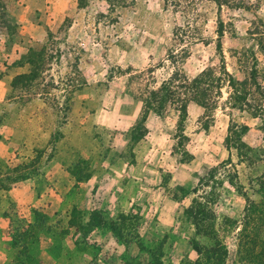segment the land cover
<instances>
[{"label":"rangeland","instance_id":"374dc122","mask_svg":"<svg viewBox=\"0 0 264 264\" xmlns=\"http://www.w3.org/2000/svg\"><path fill=\"white\" fill-rule=\"evenodd\" d=\"M173 1L0 0V154L42 194L0 203V264H248L264 246L244 213L264 172V0ZM173 72L172 102L144 111ZM201 72L206 108L187 101Z\"/></svg>","mask_w":264,"mask_h":264},{"label":"trees","instance_id":"16d2710c","mask_svg":"<svg viewBox=\"0 0 264 264\" xmlns=\"http://www.w3.org/2000/svg\"><path fill=\"white\" fill-rule=\"evenodd\" d=\"M162 1L164 4L169 3L172 5L174 2L173 0L169 2L168 0H162ZM212 1L216 5H221L226 2L224 0H212ZM187 4L188 2L186 3V5ZM218 36H220V34ZM178 78H180L179 74L177 72H173L167 81L161 83L158 90L150 91L148 93L149 94L148 98L144 100V105H143V109H145L144 111H148V110L154 111L152 107L154 106V104H156V106H159L167 102H172L175 91L171 88H174L172 84L174 81L176 82ZM213 81L218 82L219 79L216 77L215 79H213ZM185 82H187L186 79ZM211 83L212 80H210V78L208 77L207 72H201L198 76L189 80L187 84L189 89L188 95L190 98L187 101L189 100L193 101L197 103L199 106L206 108L207 106L205 105V102L208 103L206 100L209 96V92H208L209 90H207V88H205L203 85L205 84L206 87L214 88V86H212ZM215 88L217 89V93H218V85ZM144 111L142 112L140 117L141 124H143L146 118V112ZM179 111L180 113L184 114V106L181 105L179 107ZM255 182L258 185L257 193L260 197V200L257 203H254L253 201L247 199L246 200L247 204L244 209V213L245 216L250 215L248 219H252L254 215H256V221H258L263 226L264 225V172L260 175L259 178H255ZM197 207H200V204H198ZM190 211L191 208L186 209V212H190ZM198 212L202 213V211H197V213ZM247 244L250 246V248L245 249L244 258L242 260L247 262L248 264H264V246H262L259 243L257 244L255 237L250 238ZM209 251L212 252L213 250L209 249ZM216 261H218V257L216 258Z\"/></svg>","mask_w":264,"mask_h":264},{"label":"crops","instance_id":"0c3cea01","mask_svg":"<svg viewBox=\"0 0 264 264\" xmlns=\"http://www.w3.org/2000/svg\"><path fill=\"white\" fill-rule=\"evenodd\" d=\"M1 83V82H0ZM5 91L4 93L1 94L0 91V97H2L3 101L5 103H7L8 101H10V99L5 97ZM13 123L11 122V124H9V122L7 121V119L5 118L1 121L0 120V128H2V131H0V150L1 148L4 149L5 153H7L6 151L8 150L7 146L12 144V139L11 135L13 134V132L15 131L14 127H13ZM10 153H12V151H10ZM4 157V164L6 167H10L11 169L9 170L8 173H6V168H2L1 172H0V178L2 179L1 182H5L8 180L9 182V186L6 188H0V203H4L7 200V197L9 198V200L14 201V203L16 204V206L20 205V207H25L27 205H38L39 203V199L38 197H41L42 194H39L38 197L34 196V187L36 185L34 178L28 175H20L18 174L17 177H15V179H13V177H9L8 180L6 178V175H14L17 174L16 171H12L13 166L15 165H11L12 159L14 158V155H9L7 156V154H5L4 156H2V154H0V158L3 159ZM9 160V161H8ZM16 176V175H14ZM0 225H7V221L4 218L0 217Z\"/></svg>","mask_w":264,"mask_h":264}]
</instances>
